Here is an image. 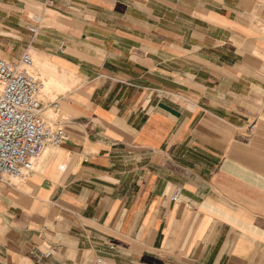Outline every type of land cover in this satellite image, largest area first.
<instances>
[{
	"label": "crops",
	"instance_id": "crops-1",
	"mask_svg": "<svg viewBox=\"0 0 264 264\" xmlns=\"http://www.w3.org/2000/svg\"><path fill=\"white\" fill-rule=\"evenodd\" d=\"M0 39L66 132L0 264H264V0H0Z\"/></svg>",
	"mask_w": 264,
	"mask_h": 264
},
{
	"label": "built area",
	"instance_id": "built-area-1",
	"mask_svg": "<svg viewBox=\"0 0 264 264\" xmlns=\"http://www.w3.org/2000/svg\"><path fill=\"white\" fill-rule=\"evenodd\" d=\"M32 65L29 54L18 63L0 56V179L25 177L46 146L66 136L41 116L43 83L29 71Z\"/></svg>",
	"mask_w": 264,
	"mask_h": 264
},
{
	"label": "rangeland",
	"instance_id": "rangeland-1",
	"mask_svg": "<svg viewBox=\"0 0 264 264\" xmlns=\"http://www.w3.org/2000/svg\"><path fill=\"white\" fill-rule=\"evenodd\" d=\"M0 40H1V39H0ZM6 46H7L6 44H4L3 42L0 41V48H1V49H7ZM29 71H30L31 73H33L36 77H38V79H40L41 82L43 83V81H44V80H43V76L38 75L37 73H35L34 68H30ZM47 91H48V88H47V87H45L44 89H42L41 96H40L41 99L43 98V95H44ZM46 118H48V117H46Z\"/></svg>",
	"mask_w": 264,
	"mask_h": 264
}]
</instances>
